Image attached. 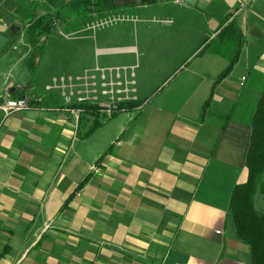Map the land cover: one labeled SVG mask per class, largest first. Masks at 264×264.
I'll use <instances>...</instances> for the list:
<instances>
[{"label":"crops","instance_id":"obj_1","mask_svg":"<svg viewBox=\"0 0 264 264\" xmlns=\"http://www.w3.org/2000/svg\"><path fill=\"white\" fill-rule=\"evenodd\" d=\"M13 1L21 30L0 20L8 38L0 49V105L26 93L35 99L8 114L0 107V264H249L228 203L247 178L249 116L264 88V0H115L119 8L96 0L94 12L86 9L85 26L115 10L132 16L176 7L164 14L170 19L161 22L159 42L142 52L134 44L91 48L96 40L137 39L129 25L72 37L80 0ZM31 7L33 19L52 16L51 31L73 30L66 44L48 43L51 31L38 38L28 30ZM230 23L241 50L216 81L229 61L213 45ZM96 52L152 59L138 64L139 90L132 71L111 76L133 84L128 92L123 83L114 87L119 110L110 119L98 114L100 124L85 134L95 115L78 112L75 98L88 88L82 77H94L88 82L99 103L110 101L101 94ZM63 75L64 88L46 89ZM259 197L255 206L264 210Z\"/></svg>","mask_w":264,"mask_h":264},{"label":"trees","instance_id":"obj_2","mask_svg":"<svg viewBox=\"0 0 264 264\" xmlns=\"http://www.w3.org/2000/svg\"><path fill=\"white\" fill-rule=\"evenodd\" d=\"M113 1V6L116 7L115 0ZM82 2L88 11L92 9L94 1L82 0ZM29 11V16L32 18L28 30L38 38L46 36L55 20L50 14L33 19V9ZM219 36V41L213 45V51L226 57L229 62L216 81L223 79L236 64L242 41V35L234 23L224 27ZM99 124L100 120L95 118L85 134ZM249 126L250 136L245 156L247 178L244 183L232 188L228 210L236 237L249 248V264H264V210H258L254 202L255 196L264 197V88L251 110Z\"/></svg>","mask_w":264,"mask_h":264},{"label":"rangeland","instance_id":"obj_3","mask_svg":"<svg viewBox=\"0 0 264 264\" xmlns=\"http://www.w3.org/2000/svg\"><path fill=\"white\" fill-rule=\"evenodd\" d=\"M33 0H26V2H28V4H32ZM78 1V0H77ZM92 1H96V0H92ZM101 1V5H103L105 0H97ZM121 2V0H119ZM76 3V1H75ZM34 7V6H33ZM33 7H31L30 9H32ZM94 4L92 6V11L94 12ZM125 7V6H124ZM119 8V7H116ZM77 10V11H76ZM76 13H72V15H74L73 17H75V28H71V29H75V31L79 30V32L73 33L71 36L72 37H78V36H82L84 34H98L100 32H106L107 30H112L115 29V27H119V26H126L129 25V30L133 31V29L135 28L137 30V32L139 31V35L137 34V39H134L132 37H129L130 39L128 40H124V38L115 40V41H100V40H96V41H91V48L92 50L95 51V49H99V48H104V47H111V46H125V45H131L134 44L138 47V49L140 50V52H142L143 50V46H145V48L150 49L153 47V45H155L156 43L159 42L158 39V35H159V30L161 28H165L163 26H165V23H161L163 20L165 19H170L169 15H164V14H170L174 11H176V7H174L172 4L167 5V7H165L164 11H159L157 5H154L152 7H150L147 11H142V10H137L135 12L134 15L132 16H136L137 20L135 22L133 21H124V22H118V23H112V24H107L104 26H96L94 29H87L86 31L82 32L83 29L86 27L85 26V22L89 21V14L82 2V0L78 1V8L76 9ZM163 12V13H161ZM112 14H122L119 11H114L109 13L108 15L102 16L105 18H94L92 19L88 25H92L95 24L99 21H102L104 19H107L108 17H110V15ZM135 24V25H134ZM135 26V27H133ZM68 29V28H62L61 26H56L53 28V30L50 33V38L48 40V43H61V44H66L67 41L65 39V37H68L70 33H72L73 30ZM141 30V32H140ZM153 34H155L153 36ZM42 44H39V48ZM122 52V51H121ZM97 53V52H96ZM39 54V52L37 53ZM36 54V55H37ZM98 54V53H97ZM148 58L149 60L152 59L151 55L148 56H135L134 54H110V55H105V54H98L96 56V62L94 63V68H96V73L101 76L102 74L106 75V80H108L110 73L115 74L117 70H119L120 75L123 77L124 75H126L127 73L129 74L131 71L133 72V79L135 81V88L136 90H139L143 85H145L143 83V76L145 74H143V69H142V65H143V61H145V59ZM138 64L141 65L138 68ZM123 65H127V66H123ZM130 65H134L128 68V70H124V68L130 66ZM117 69V70H116ZM40 70H42V66L40 67ZM111 70H113V72H110ZM56 74H62V73H66L65 71H58L55 72ZM63 77H67V75H63ZM59 79V78H57ZM173 82V81H171ZM171 85L173 83H170ZM170 85V86H171ZM163 86H161L158 89H161ZM157 90H154L151 93V96L155 94ZM141 91V90H140ZM143 91V90H142ZM150 93V92H149ZM149 93H147L146 95L148 96ZM86 107L84 109H89L87 106H83ZM99 106L95 105V106H90V111H86L84 113H82L83 115H95L96 119L100 120V114L99 111ZM92 110V111H91ZM98 114L100 116H98ZM100 117V118H99ZM93 120V119H91ZM88 125H91L88 123ZM263 199V197H261ZM260 197L257 199V202L259 200V202L257 203V205L262 207V203L260 202V200H262ZM258 208V210L262 211L263 209L259 208L258 206H256Z\"/></svg>","mask_w":264,"mask_h":264},{"label":"built area","instance_id":"obj_4","mask_svg":"<svg viewBox=\"0 0 264 264\" xmlns=\"http://www.w3.org/2000/svg\"><path fill=\"white\" fill-rule=\"evenodd\" d=\"M105 18V17H102ZM137 20L136 16H130V15H125V14H112L110 15V17H108L107 19H104L102 21H99L95 24L87 25L86 28L89 30L94 29L96 26H104L107 24H112V23H118V22H124V21H133L135 22ZM117 70V69H116ZM124 70H126V68H124ZM110 72H113V70H111ZM116 76L117 78L121 77L119 70L116 71L115 74L110 73L108 80H106V75L102 74L101 75V79L103 80L101 82V94L102 95H108L109 97V102L107 103H99L98 100L96 99V96H94V94L96 93L95 90V82L94 81H89L88 80H92L94 77L93 76H88L87 74L82 77V79H84L85 81V88H87V90H85V93L82 94L81 92H79V95L75 98V102L77 104L80 105L78 112L84 113L86 111H90V106H95L98 105L99 106V113H101L100 115H102L104 117V119H110L112 117V115H114L118 110H119V105L113 100V95H114V87L115 86H122L123 83V91L124 92H128V84L130 82H127L126 80H123L124 82H120V81H113L112 77ZM66 78L65 77H61L58 80L54 79L52 82V86H47L46 89H52L55 87H62L64 88V80ZM87 81V82H86ZM66 83V81H65ZM67 84V83H66ZM130 84H133V82H131ZM69 86V85H68ZM91 93V96L88 95V93ZM72 91L68 94L64 96V99L66 101V103H71L72 102ZM34 96L32 94L26 93L24 95H21L17 98H9L7 100H5L0 107L6 112V114L12 112V111H17V110H24V109H29L31 104L34 101ZM83 106H87L89 109H84L85 107ZM92 111V110H91Z\"/></svg>","mask_w":264,"mask_h":264},{"label":"water","instance_id":"obj_5","mask_svg":"<svg viewBox=\"0 0 264 264\" xmlns=\"http://www.w3.org/2000/svg\"><path fill=\"white\" fill-rule=\"evenodd\" d=\"M151 2L152 0H147ZM187 4L193 5L196 0H182ZM123 4H132V0H121ZM139 3V0H137ZM17 4L13 0H0V20L4 25L10 27V31L17 34L21 30V25L18 20L12 15L13 11L16 9ZM8 41L6 35L0 32V49ZM15 90V88H13ZM2 102V100H0Z\"/></svg>","mask_w":264,"mask_h":264}]
</instances>
